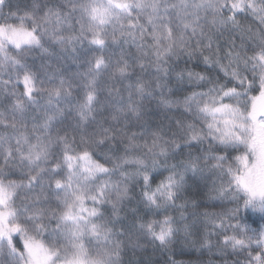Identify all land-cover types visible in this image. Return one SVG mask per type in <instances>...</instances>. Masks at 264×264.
<instances>
[{
	"label": "snow or ice",
	"instance_id": "obj_1",
	"mask_svg": "<svg viewBox=\"0 0 264 264\" xmlns=\"http://www.w3.org/2000/svg\"><path fill=\"white\" fill-rule=\"evenodd\" d=\"M149 248L264 264V0H0V264Z\"/></svg>",
	"mask_w": 264,
	"mask_h": 264
},
{
	"label": "trees",
	"instance_id": "obj_2",
	"mask_svg": "<svg viewBox=\"0 0 264 264\" xmlns=\"http://www.w3.org/2000/svg\"><path fill=\"white\" fill-rule=\"evenodd\" d=\"M127 47V46H125ZM88 46L84 45L83 47L78 46V50L75 54H72L71 52L69 53H63L61 52L58 48L56 49V55L53 56L50 59H46L44 61H41L39 59H37L36 64L39 67L40 64H50L51 67L50 68H46L44 72H42L40 74V78L43 80H47L46 76L47 75H52L53 73H59L62 74L64 77H70L72 76L74 73L76 72H82L85 70V67H80L79 65L81 64V62L83 61V59L85 58V54H86V50H87ZM109 51H114L117 54L119 53L120 49L119 48H110ZM93 53L91 52H87V55H92ZM127 83V82H125ZM111 85H109L110 87ZM115 87L119 88L121 87V85L119 83H117L115 85ZM126 97V93L124 94ZM38 99H40L38 97ZM107 100V91H105L104 93L101 94V101L105 102ZM41 103H44V100L41 99L40 100ZM149 111L150 113H154L152 115V119L155 122H159V120L163 119L165 113L163 112V110H158L155 103L151 104L149 107ZM200 211L203 210V206L201 207V209H199ZM212 209L209 208V211H211ZM189 211H192V209H189ZM191 222V221H189ZM201 227V231L203 230V226ZM195 239V237H194ZM213 240H215V237H212ZM182 245L181 244H176L175 245V250L177 252L181 251ZM183 251L186 253H191L186 254V255H177L175 258L178 260H197V258L199 257L200 259L204 260L205 262H207V260L209 258H215V257H210V255L205 252L204 255L202 257L199 256V253L194 252L191 248L188 247H184ZM127 260L132 261V264H146L147 261L151 260L153 262V264H160V261L163 259V257L159 254V252H155L153 253L151 248L148 249L147 252H137L135 255H133L132 253H129L128 256L126 257Z\"/></svg>",
	"mask_w": 264,
	"mask_h": 264
},
{
	"label": "rangeland",
	"instance_id": "obj_3",
	"mask_svg": "<svg viewBox=\"0 0 264 264\" xmlns=\"http://www.w3.org/2000/svg\"><path fill=\"white\" fill-rule=\"evenodd\" d=\"M45 84L47 85V80L45 81Z\"/></svg>",
	"mask_w": 264,
	"mask_h": 264
}]
</instances>
